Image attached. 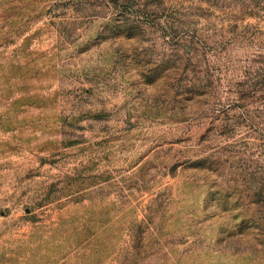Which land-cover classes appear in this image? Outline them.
<instances>
[{
	"label": "rangeland",
	"instance_id": "rangeland-1",
	"mask_svg": "<svg viewBox=\"0 0 264 264\" xmlns=\"http://www.w3.org/2000/svg\"><path fill=\"white\" fill-rule=\"evenodd\" d=\"M0 264H264V0H0Z\"/></svg>",
	"mask_w": 264,
	"mask_h": 264
}]
</instances>
